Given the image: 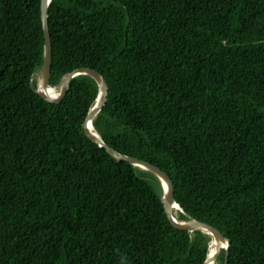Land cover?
I'll return each mask as SVG.
<instances>
[{
    "label": "trees",
    "instance_id": "16d2710c",
    "mask_svg": "<svg viewBox=\"0 0 264 264\" xmlns=\"http://www.w3.org/2000/svg\"><path fill=\"white\" fill-rule=\"evenodd\" d=\"M48 27L51 86L100 73L105 145L161 168L227 264H264V0H52ZM43 63L41 0H0V264H203L212 237L84 134L95 81L48 103Z\"/></svg>",
    "mask_w": 264,
    "mask_h": 264
},
{
    "label": "water",
    "instance_id": "95a60500",
    "mask_svg": "<svg viewBox=\"0 0 264 264\" xmlns=\"http://www.w3.org/2000/svg\"><path fill=\"white\" fill-rule=\"evenodd\" d=\"M51 1L52 0H41V20L44 36V63L43 67L36 75L38 78L36 85L37 88L35 92L48 103L61 104V102L65 99L68 94L73 79L82 75L88 76L93 79L98 86V96L96 98L94 106L89 111L82 125L86 137L92 142L98 144L99 147L105 148L108 154L114 157L117 161L128 162L139 169L152 173L160 182L162 189V203L170 224L175 229L180 231H185L189 233L198 231L212 237L210 251L203 264L215 263L221 251L225 252L223 264H227L230 242L218 229L211 225L191 219L190 217H188L189 219L187 221H179L178 219L174 218L173 212L176 211L175 206H178L179 208L180 206L175 201L174 186L170 177L161 168L157 166L151 165L145 161L138 160L133 157L121 155L115 150L109 148L105 145L99 134L94 130L92 122L98 115V113L104 108L108 98V85L106 80L100 73L89 68L75 69L74 71L66 74L63 77L60 86L57 90L58 93L56 96L53 97L49 94V90L54 89L51 86L52 45L48 27V9ZM39 80H41V84H38ZM180 210V214L186 215L181 208Z\"/></svg>",
    "mask_w": 264,
    "mask_h": 264
},
{
    "label": "bare ground",
    "instance_id": "6f19581e",
    "mask_svg": "<svg viewBox=\"0 0 264 264\" xmlns=\"http://www.w3.org/2000/svg\"><path fill=\"white\" fill-rule=\"evenodd\" d=\"M41 83H42L41 80H39V83H38V84H41ZM53 90H54V94H53L52 96L54 97V96L57 95L58 91L55 90V89H53ZM49 93H50V92H49ZM165 189H166V188H165ZM175 207H176V211L173 212V216H174L175 219H178V215H179V212H180L181 210L179 209L178 206H175ZM223 246H224V245H223ZM213 264H215V263H213Z\"/></svg>",
    "mask_w": 264,
    "mask_h": 264
},
{
    "label": "rangeland",
    "instance_id": "374dc122",
    "mask_svg": "<svg viewBox=\"0 0 264 264\" xmlns=\"http://www.w3.org/2000/svg\"><path fill=\"white\" fill-rule=\"evenodd\" d=\"M38 78V77H37ZM60 86V85H59ZM53 88V87H52ZM59 88V87H58ZM58 88H54V89H56V90H58ZM50 95H53L52 93H49Z\"/></svg>",
    "mask_w": 264,
    "mask_h": 264
}]
</instances>
